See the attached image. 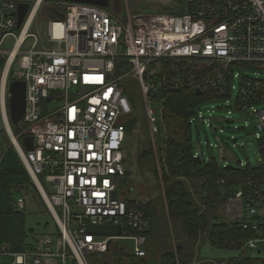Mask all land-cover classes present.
I'll return each mask as SVG.
<instances>
[{
    "label": "built area",
    "instance_id": "2783aa9c",
    "mask_svg": "<svg viewBox=\"0 0 264 264\" xmlns=\"http://www.w3.org/2000/svg\"><path fill=\"white\" fill-rule=\"evenodd\" d=\"M172 6L169 14L138 15L127 0L117 13L55 0H0V129L10 140L9 88L21 81L25 129L14 136V149L55 225L19 251L0 245L1 264H90L115 249L145 257V213L128 209L118 195L125 177L124 124L133 111L122 86L128 77L145 101L151 138L160 132V119L149 108L153 99L174 90L201 91L198 97L206 93L207 102L226 111L227 127L234 113L242 117L244 128L234 129L252 137L260 155L264 151V0H175ZM46 10L62 18L42 16ZM117 59L128 66L118 76ZM215 110L211 106L207 116L196 110L190 126L212 129ZM25 136L33 138L32 151L21 145ZM229 141L236 146L233 137ZM26 194L13 203L15 211L24 210ZM231 199L239 203L235 220L254 233L240 251L264 264V188L248 182ZM86 225L120 226L122 234L93 236Z\"/></svg>",
    "mask_w": 264,
    "mask_h": 264
},
{
    "label": "rangeland",
    "instance_id": "374dc122",
    "mask_svg": "<svg viewBox=\"0 0 264 264\" xmlns=\"http://www.w3.org/2000/svg\"><path fill=\"white\" fill-rule=\"evenodd\" d=\"M171 1L172 4L170 0H138L137 10L134 14L153 15L158 13H172L175 7L172 5L175 0ZM120 2L121 8L125 9L124 0H120ZM108 10L112 13L115 12L113 7ZM7 47L10 49L11 44ZM122 86L132 105V116L137 118L138 126L132 136L127 137L124 147L123 153L124 156L126 155L127 163L125 169L128 171V175H126V182L120 185L118 195L120 198L133 204L134 207L139 205H149L152 207L155 216L154 229L149 243L144 247L146 252L144 259L148 260L150 264H163L162 256L165 258L166 253L172 252L175 254L174 261H178L179 256L187 264H236L233 261H229L230 258L233 259L241 256L253 264H258L257 255L247 250L240 251L241 243L238 245L233 243L229 249H218L210 245L208 241L206 242V230L199 229L197 233L189 234L184 230L181 222L169 219L164 183L161 175V167L163 164L166 165L167 151L159 153L156 149V143H160L161 141L162 147L166 150V142L169 140L179 141L181 136L178 130L173 128L175 124L170 125L171 121L177 123V119L168 118L171 116H168L169 114L166 113L168 110L165 106V99L159 98L153 103L150 102L149 108L159 117L161 129L159 138H151L149 134L150 127L147 121L146 104L135 80L128 77L122 81ZM70 93L74 92L71 91ZM58 104L60 103H54L53 105ZM211 106H214L216 109L213 112L212 129L201 123L192 125L190 128V146L193 154L197 153L204 163H209L214 159L219 167L232 166L237 168L239 162L257 167L260 164V153L257 143L252 137H246L243 132L234 129V126L239 130L244 128L242 117H238L234 113L232 117L234 124L227 127L225 124L226 111L224 109L218 110L220 107L219 103L205 101L198 108L203 112L204 116H207V110ZM249 128L253 130V125H250ZM219 130L223 131L220 132ZM231 137L236 140V146H234L233 142L229 141ZM222 142L228 145L229 148L227 150H222ZM209 144L212 146L211 148L208 146ZM10 145L9 140L0 132V153L9 148ZM145 153L148 156L150 155L152 164L148 162V157L145 158L143 156ZM176 179L178 177L174 176L171 181ZM185 181L187 183V180ZM191 192L193 200L198 201V206L202 207L201 209L204 211L209 212L208 206L206 205L207 209H205L203 208L205 206H202L200 202L204 191L195 188L191 189ZM22 197V194H17L15 199L18 200ZM25 198L23 213L25 215V229L29 234L27 240H31L37 234L53 232L55 225L42 199L34 191H29ZM213 206L212 210L214 215L219 219L229 223L238 219L239 203L235 199L230 198L225 202L216 203ZM124 244L132 249V243L118 242V246H123ZM178 246L181 249V251L179 250V255L176 252ZM104 259L105 263L108 262V264L117 263V258L114 256L110 257L105 255ZM2 262L1 260L0 264ZM123 262L126 263L125 260ZM96 263L103 264V257L101 260H90V264Z\"/></svg>",
    "mask_w": 264,
    "mask_h": 264
},
{
    "label": "trees",
    "instance_id": "16d2710c",
    "mask_svg": "<svg viewBox=\"0 0 264 264\" xmlns=\"http://www.w3.org/2000/svg\"><path fill=\"white\" fill-rule=\"evenodd\" d=\"M121 63L120 59L116 60L114 70L116 76L128 70L126 63L123 66ZM162 98L166 101L165 106L168 110L166 113L169 114L168 116H171L168 118L177 119V123L171 121L170 125L175 124L173 128L177 129L181 136L179 141L169 140L166 142V150L162 147L161 141L160 143H156V149L159 153L167 151V161L166 165L163 164L161 167V175L164 183L169 219L181 222L184 230L189 234H195L199 229L206 230V242L208 241L210 245L218 249H229L233 243L238 245L245 240L252 239L254 237L253 232L243 230L238 221L229 223L219 219L214 215L212 209L214 204L227 200L224 195L231 188H234L236 192L240 191L246 187L248 182L251 183L253 188H264V151L261 152L260 164L257 167L249 165H246L242 169L232 166L231 168L219 167L214 159L209 163L202 161L201 166H196L193 162V152L190 146L191 126L189 120L194 112L199 109L198 107L207 101V94L204 93L203 96L198 97L191 91L182 90L177 93L169 92ZM154 101L153 99L152 102ZM132 113L125 120L124 124L125 141L123 151L127 137L132 136L138 126V120L135 116H132ZM24 129V125L20 123L18 125L11 124V131L14 136L20 135ZM0 132L9 140L4 129H0ZM159 135L156 137L159 138ZM143 156L145 158L148 157V162L152 164L150 155L148 156L145 153ZM124 163L127 165L126 157ZM126 175H128V171L125 169L124 183L126 182ZM174 176H177L178 179L171 181ZM185 180H187V183ZM218 181H221L222 185H219ZM195 188L204 191L200 202L202 206H205L203 208L207 209L208 206L209 212L201 209L202 207H199L197 204L198 201L193 200L191 189ZM24 191L27 193L34 191L40 198L24 164L14 147L10 145L9 148L0 153V245H8L13 251L21 250L24 242L29 237L25 229V215L23 211L18 212L13 209V203L16 201L15 196L22 194ZM125 202L128 209L135 208L145 213V219L148 222V230L145 234V245H147L152 237L155 222L152 207L149 205L134 207L130 202L126 200ZM129 234L136 233L129 232ZM179 250L181 251L178 246L176 248L177 255H179ZM113 256L117 258L116 264H150L144 257L136 258L131 254L128 255L116 249L110 255V257ZM162 260L163 264H187L179 256L178 261H174L175 254L172 252L166 253L165 258L162 256ZM104 261L105 259L103 260V264H108V262L105 263ZM229 261H233L236 264H253L243 256L230 258Z\"/></svg>",
    "mask_w": 264,
    "mask_h": 264
},
{
    "label": "water",
    "instance_id": "95a60500",
    "mask_svg": "<svg viewBox=\"0 0 264 264\" xmlns=\"http://www.w3.org/2000/svg\"><path fill=\"white\" fill-rule=\"evenodd\" d=\"M55 1H63L72 4H87L92 6H97L100 8L107 9L110 7V0H55ZM129 7L132 12L136 11V5L134 0H127ZM27 5H20L18 9V21L17 28L21 25L24 16L27 12ZM42 16L55 18H62L61 15H58L52 10H46L42 12ZM88 91V88H83L82 92L85 93ZM174 92H178V90H174ZM9 93L11 95L9 99V118L10 123L12 125H18L24 117L25 111V84L21 81H14L10 84ZM201 91H196L195 95L200 96ZM11 132H9V137L11 136ZM16 141V140H15ZM11 145L17 150L18 144L13 141V138H10ZM21 145L25 151L33 150V138L31 136H25L21 139ZM193 162L196 166H201L202 161L200 157L193 158ZM228 168H231L230 166ZM124 183V178H121L119 184L122 185ZM235 189H229L224 197L229 199L234 194ZM113 198H116V193L113 194ZM86 233L91 234L93 236H102V237H117L122 234V230L120 226L114 225H86L85 227Z\"/></svg>",
    "mask_w": 264,
    "mask_h": 264
},
{
    "label": "flooded vegetation",
    "instance_id": "af4514ba",
    "mask_svg": "<svg viewBox=\"0 0 264 264\" xmlns=\"http://www.w3.org/2000/svg\"><path fill=\"white\" fill-rule=\"evenodd\" d=\"M110 1H111L110 2V8L113 7V6L118 7V9L120 8V6H121L120 0H110Z\"/></svg>",
    "mask_w": 264,
    "mask_h": 264
},
{
    "label": "crops",
    "instance_id": "0c3cea01",
    "mask_svg": "<svg viewBox=\"0 0 264 264\" xmlns=\"http://www.w3.org/2000/svg\"><path fill=\"white\" fill-rule=\"evenodd\" d=\"M135 1V5H136V8H137V5H138V0H137V4H136V0ZM169 1V0H168ZM111 2V1H110ZM124 3H125V0H124ZM157 3V2H156ZM110 7H108L107 9H109ZM113 10L117 13V12H120L122 10L121 6L120 8L118 9V7L116 6H113ZM192 127V126H191ZM202 161V160H201ZM125 200V199H124ZM129 255V254H128Z\"/></svg>",
    "mask_w": 264,
    "mask_h": 264
},
{
    "label": "bare ground",
    "instance_id": "6f19581e",
    "mask_svg": "<svg viewBox=\"0 0 264 264\" xmlns=\"http://www.w3.org/2000/svg\"><path fill=\"white\" fill-rule=\"evenodd\" d=\"M11 138H13V141L16 142L13 134L11 135ZM16 144H17V142H16Z\"/></svg>",
    "mask_w": 264,
    "mask_h": 264
}]
</instances>
